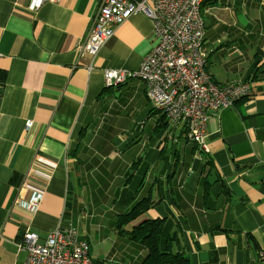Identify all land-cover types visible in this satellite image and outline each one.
Returning <instances> with one entry per match:
<instances>
[{"label":"crops","instance_id":"crops-1","mask_svg":"<svg viewBox=\"0 0 264 264\" xmlns=\"http://www.w3.org/2000/svg\"><path fill=\"white\" fill-rule=\"evenodd\" d=\"M28 4L0 0V264H23L26 229L42 242L58 227L94 262L138 264L143 250L115 223L145 200L125 230L162 220L160 247L175 235L191 264H264V0H202L207 74L250 86L209 114L207 152L151 109L139 80L104 87L105 69L137 70L152 49L147 17L116 27L89 72L80 54L98 0Z\"/></svg>","mask_w":264,"mask_h":264},{"label":"built area","instance_id":"built-area-1","mask_svg":"<svg viewBox=\"0 0 264 264\" xmlns=\"http://www.w3.org/2000/svg\"><path fill=\"white\" fill-rule=\"evenodd\" d=\"M30 12L38 10L45 0H28ZM57 4L60 0H46ZM202 0H98L90 30L84 39L81 54L89 62L90 72L100 49L134 14H143L152 24L154 44L137 70L105 69L106 89L116 88L130 79L145 86L146 100L154 112L162 115L201 152H207L205 131L209 114L232 108L247 97L250 86L237 82L218 86L206 72V58L202 54L205 22ZM32 122H26L30 129ZM41 195L34 194L24 209L34 213ZM26 253L23 264H92L90 248L73 228H56L46 239L26 229L16 244Z\"/></svg>","mask_w":264,"mask_h":264},{"label":"trees","instance_id":"trees-1","mask_svg":"<svg viewBox=\"0 0 264 264\" xmlns=\"http://www.w3.org/2000/svg\"><path fill=\"white\" fill-rule=\"evenodd\" d=\"M152 205L153 203L150 200H145V202L136 204L129 212L119 215L115 223L117 234H121L128 241L134 242L141 247L144 255L138 264H191L189 258L182 251L179 240L175 235L167 238L165 249L160 247L163 229L162 220H145L130 230H125L126 225L145 214ZM92 264L104 263L92 261Z\"/></svg>","mask_w":264,"mask_h":264},{"label":"rangeland","instance_id":"rangeland-1","mask_svg":"<svg viewBox=\"0 0 264 264\" xmlns=\"http://www.w3.org/2000/svg\"><path fill=\"white\" fill-rule=\"evenodd\" d=\"M96 249V248H95Z\"/></svg>","mask_w":264,"mask_h":264}]
</instances>
